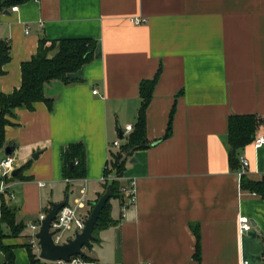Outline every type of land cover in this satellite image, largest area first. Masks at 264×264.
<instances>
[{
    "label": "crops",
    "instance_id": "obj_1",
    "mask_svg": "<svg viewBox=\"0 0 264 264\" xmlns=\"http://www.w3.org/2000/svg\"><path fill=\"white\" fill-rule=\"evenodd\" d=\"M16 4V11L13 5L0 10V41L11 43L12 54L0 74V94L21 84V64L37 51L40 38L93 37L98 44L93 60L74 73L80 80L46 84L53 109L36 101L34 109L20 106L9 116L14 123L6 125L0 157L13 142L18 171L8 179L15 197L2 195V201L25 226L2 240L13 245L15 261L30 263L28 222L47 213L52 201L70 192L68 203H74L86 191L80 212H91L105 192L111 153L121 149L113 141L124 144L135 130L139 83L161 70L145 111L148 145L128 154L123 174L135 181V200L124 209L126 196L123 201L112 196L110 222L98 226L96 242L83 249L89 258L65 264H264V198L241 186V166H231L228 141L231 114L263 117L256 135L264 133V0ZM137 17L146 20L136 24L131 18ZM127 124L133 130H124ZM80 141L86 146V173L66 178L63 150ZM240 155L249 159L245 174L261 180L264 144L257 148L252 139ZM240 215L258 227L240 231ZM3 221L0 229L8 234L11 227ZM20 251L28 255L24 263L17 260ZM0 254L3 264V249Z\"/></svg>",
    "mask_w": 264,
    "mask_h": 264
},
{
    "label": "trees",
    "instance_id": "obj_2",
    "mask_svg": "<svg viewBox=\"0 0 264 264\" xmlns=\"http://www.w3.org/2000/svg\"><path fill=\"white\" fill-rule=\"evenodd\" d=\"M29 0H4L0 1V10L6 6L10 7L16 3H23ZM37 51L30 60H25L21 64L22 80L21 84L11 93L0 94V147L5 143V128L14 121L9 116L15 115V109L27 107L34 109L36 101L46 102L50 109H53L54 102L52 97L46 95V84L53 80H60L66 84L74 83L80 80L74 73L78 72L84 64L94 58V52L98 40L89 37H64L62 39L49 40L46 37L39 39ZM54 51V52H53ZM11 43L6 40L0 41V74L4 72V64L11 60ZM161 71V70H160ZM160 71L152 79H142L140 81V95L142 104L139 109L138 121L135 124V130L130 134L126 143L122 144L119 151L112 152L108 164L105 167L104 175H114L112 179H107L104 183L105 190L108 184L112 185L113 195L116 197L125 196L123 187L127 186L129 181L124 180V171L126 169L127 156L135 149L147 146L146 138V108L151 102L156 82L158 81ZM174 108L170 111V120L167 126L166 136L172 131V120ZM263 117L253 113L231 114L228 120L229 126V156L231 166L234 168L241 166L240 150L255 137ZM64 177L82 178L86 173V146L83 141L73 142L66 145L63 150ZM241 186L244 189H250L264 198V176L261 180H253L246 174L241 176ZM104 190V191H105ZM112 198V197H111ZM110 199L104 205L98 223L95 229L101 225H107L110 221ZM93 207V206H92ZM3 219L10 225V232L4 233L0 229V246L3 249L6 260L3 264H18L15 261L13 245L6 244L2 240L8 235L17 236L24 228V224L16 222L15 210L8 205L3 204ZM50 208H47V212ZM94 229V231H95ZM197 233L198 242L196 246L195 257L200 260V233L197 227H194ZM91 243V242H89ZM88 243V244H89ZM28 254L30 256L29 264H65L59 261H47L38 256L30 243H27ZM81 259L89 258L88 254L75 255Z\"/></svg>",
    "mask_w": 264,
    "mask_h": 264
},
{
    "label": "built area",
    "instance_id": "obj_3",
    "mask_svg": "<svg viewBox=\"0 0 264 264\" xmlns=\"http://www.w3.org/2000/svg\"><path fill=\"white\" fill-rule=\"evenodd\" d=\"M18 9V5L11 6L12 11H16ZM131 20L134 23H140L145 21L146 19L143 17H137V18H131ZM94 92H98V89L95 88ZM126 131L133 130L132 124H127L125 126ZM254 145L258 148L261 147L262 144H264V133H261L259 135H256L253 138ZM117 148L122 147V139H116L112 143ZM241 160V168L238 170L239 175L242 176L245 174L249 165V159L248 157L244 155H240ZM15 157L11 153H6V155L0 157V176H1V183H0V228L4 227V221H3V201H2V195H8L11 198L15 197V194H13L12 190L10 189V184L8 182V179L12 177V172L15 169ZM114 175L111 176H105L103 175V179L106 181L107 179H112ZM40 184H44L43 182H40ZM124 194L126 196V201L123 203V208L125 209L129 203L133 202L136 197V190H135V181L132 179L129 181L127 186L123 187ZM86 203V191H83L82 195L77 197L74 201V203H68L67 205L63 206L58 212L57 215L52 220L51 225V231L53 232L52 237L55 239L58 243H64L69 240L70 237L74 236V233L76 230L82 231L83 227L85 226V218L90 214H82L80 212V209L83 208V206ZM46 213L42 212L38 215L36 219L30 220L28 222L29 226L32 229L31 235H30V244L32 247L39 253L40 251V243L39 238L36 237V233L38 232L40 226H41V220L45 217ZM240 222L239 227L240 231H248L252 227V218L247 215H240ZM68 231H72V234H67ZM0 253H2V248L0 246ZM40 254V253H39ZM70 260L81 262V258L79 257H72ZM248 261H245L244 264H247Z\"/></svg>",
    "mask_w": 264,
    "mask_h": 264
},
{
    "label": "water",
    "instance_id": "obj_4",
    "mask_svg": "<svg viewBox=\"0 0 264 264\" xmlns=\"http://www.w3.org/2000/svg\"><path fill=\"white\" fill-rule=\"evenodd\" d=\"M6 153H13L14 143L9 142L5 146ZM40 151H36L33 157L36 158ZM15 168L12 172L13 175L17 173ZM113 190L112 185L108 184L105 192L101 194L97 201L92 203V210L90 214L85 218V226L82 231L76 230L74 236L70 237L67 242L58 243L52 237L53 232L51 231V225L53 218L57 215V212L65 205L68 204L70 199V192L62 201H52L50 210L46 213L45 217L41 220V226L36 233V237L39 238L40 251L39 256L47 261H59V262H69V260L75 255L84 256L86 252L83 250L84 246L87 245L91 240L95 239L94 235L95 226L98 223V218L106 202L112 197ZM252 224L258 227L255 221Z\"/></svg>",
    "mask_w": 264,
    "mask_h": 264
},
{
    "label": "rangeland",
    "instance_id": "obj_5",
    "mask_svg": "<svg viewBox=\"0 0 264 264\" xmlns=\"http://www.w3.org/2000/svg\"><path fill=\"white\" fill-rule=\"evenodd\" d=\"M26 231H27L28 233H27V235H25V237L28 238V237H29V234H30V230H26ZM97 231H98V228L95 229V232H97ZM69 233L72 234V231H68V232H67V234H69ZM92 242L95 243L96 241L93 239V240H91V243H92ZM87 246H88V244L85 245L84 248H86ZM84 248H83V249H84ZM24 253H25V254H24ZM38 256H39V253H38ZM27 257H28V255L26 254L25 251H24V252L22 251V253H21V251H20V253H17V260H18L19 262H21V263H24V260H26ZM0 259H1V260L4 259V256L1 255V254H0Z\"/></svg>",
    "mask_w": 264,
    "mask_h": 264
}]
</instances>
